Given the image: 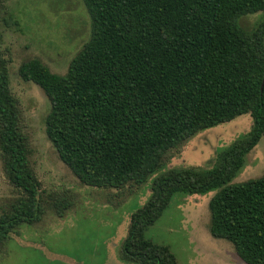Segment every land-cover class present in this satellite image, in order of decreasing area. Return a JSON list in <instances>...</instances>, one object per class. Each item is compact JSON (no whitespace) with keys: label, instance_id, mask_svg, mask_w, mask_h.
I'll list each match as a JSON object with an SVG mask.
<instances>
[{"label":"trees","instance_id":"trees-1","mask_svg":"<svg viewBox=\"0 0 264 264\" xmlns=\"http://www.w3.org/2000/svg\"><path fill=\"white\" fill-rule=\"evenodd\" d=\"M91 33L66 75L40 61L21 64L20 79L50 103L45 133L60 161L84 186L143 185L168 152L197 133L250 115V135L222 151L213 169H169L131 216L120 249L129 264H178L147 239L178 193L218 190L208 203L209 234L230 243L245 264H264V175L231 184L244 157L264 140V0H81ZM262 12L254 30L241 18ZM19 111L0 67V159L15 196L0 215V245L22 224L37 223L45 201L29 161ZM52 198V199H51ZM57 211L70 202L48 196Z\"/></svg>","mask_w":264,"mask_h":264},{"label":"rangeland","instance_id":"rangeland-1","mask_svg":"<svg viewBox=\"0 0 264 264\" xmlns=\"http://www.w3.org/2000/svg\"><path fill=\"white\" fill-rule=\"evenodd\" d=\"M263 13L240 20L254 30ZM91 33V21L81 0H0V67L8 73L9 91L19 111V126L26 137L28 161L44 192L43 214L34 224H22L0 245V264H129L120 260L131 216L151 196L152 181L169 169L214 168L219 154L247 138L253 128L250 115L201 131L168 152L158 171L140 186L120 190L82 185L60 161L45 133L50 103L36 85L18 75L22 63L36 59L53 74L66 75L73 58ZM264 175V140L245 157L231 184ZM218 190L202 195H174L161 217L145 236L166 246L178 264H245L232 245L208 231V203ZM15 190L2 175L0 159V215ZM48 196L62 197L69 208L57 211ZM52 199V198H51Z\"/></svg>","mask_w":264,"mask_h":264}]
</instances>
